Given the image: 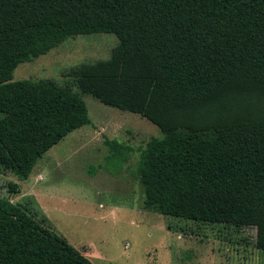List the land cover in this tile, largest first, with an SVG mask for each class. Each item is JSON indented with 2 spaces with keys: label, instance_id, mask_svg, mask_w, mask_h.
<instances>
[{
  "label": "trees",
  "instance_id": "16d2710c",
  "mask_svg": "<svg viewBox=\"0 0 264 264\" xmlns=\"http://www.w3.org/2000/svg\"><path fill=\"white\" fill-rule=\"evenodd\" d=\"M98 32L118 37L110 58L69 74L83 93L162 131L137 166L144 206L254 227L264 250V0H0V168L29 177L91 122L71 84L13 77ZM108 143L129 158L130 146ZM0 264L94 263L27 203L0 195Z\"/></svg>",
  "mask_w": 264,
  "mask_h": 264
},
{
  "label": "rangeland",
  "instance_id": "374dc122",
  "mask_svg": "<svg viewBox=\"0 0 264 264\" xmlns=\"http://www.w3.org/2000/svg\"><path fill=\"white\" fill-rule=\"evenodd\" d=\"M117 43L114 33L81 34L19 64L15 81L71 84L91 122L49 149L29 177L0 168V195L27 203L94 264H264L254 227L185 219L144 206L137 166L147 141L162 131L138 113L83 93L69 74L83 62L110 58ZM110 140L130 146L127 160L112 152Z\"/></svg>",
  "mask_w": 264,
  "mask_h": 264
}]
</instances>
